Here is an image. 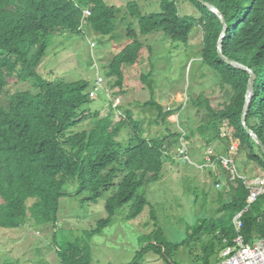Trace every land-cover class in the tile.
<instances>
[{"label":"trees","instance_id":"obj_1","mask_svg":"<svg viewBox=\"0 0 264 264\" xmlns=\"http://www.w3.org/2000/svg\"><path fill=\"white\" fill-rule=\"evenodd\" d=\"M189 1L198 10L199 18L181 16L176 0H160V13L147 15L138 2H129L128 16L138 22V31L133 25L128 27L132 43L113 59L106 76L118 77L116 84L123 86L125 66L138 63L146 48L141 37L163 33L172 43L190 47L191 36L200 27L204 35L201 62L219 76V86L227 97L220 109L212 107L208 99L203 102L212 119L199 129L200 134L206 133L205 147L210 148L217 140L222 142L214 152L216 159L228 156L238 142L236 160L245 155L247 164L253 163L264 178V153L242 124L251 75L220 58L222 20L198 0ZM204 1L216 6L229 26L223 55L249 67L257 76L247 124L264 143V0ZM85 9L92 10L88 18L92 31L102 37H113L122 12L109 0H0V97L13 79L17 84L34 82L38 89L35 93L11 94L9 107L0 105L2 229L27 225H53L60 229L61 200L72 195H86L87 202L96 203L112 194L105 204L108 217L87 234L89 240L114 226L116 214L126 207L130 209L128 219L137 220L149 206L143 188L162 179L170 150L165 147L166 141L171 137L178 143L182 135L177 124L168 120L176 112L164 111L154 100L152 84V99L145 106L158 113L157 124L173 125L176 133L167 127L169 136L149 139L136 112L119 106L124 117L117 121L111 101L105 115L95 113L91 128L77 131L90 117V105L94 102L90 82L50 80L41 75L39 68L55 38L82 35ZM128 127L132 128L133 137L119 142L117 138ZM223 128L230 134L223 137ZM187 135L188 140L195 138L194 131ZM69 183L77 187L76 193H66ZM227 192L228 198H224V192L220 193L217 217L204 220L205 225L200 226L208 236L205 264H211L218 251L234 245L238 235L235 218L248 207L249 193L242 183L230 184ZM242 222V233L248 243L264 239V196L245 212ZM57 249L62 264H91L89 245L81 248L64 242L58 243ZM141 253L128 264H140ZM4 264L19 263L10 260Z\"/></svg>","mask_w":264,"mask_h":264},{"label":"rangeland","instance_id":"obj_2","mask_svg":"<svg viewBox=\"0 0 264 264\" xmlns=\"http://www.w3.org/2000/svg\"><path fill=\"white\" fill-rule=\"evenodd\" d=\"M131 1L138 2L145 15L159 14L161 11L160 0H109L111 5L122 12L113 37L95 34L87 18L82 35H63L53 40L39 71L50 80H87L90 82V89L94 88L100 75L112 99H115L113 104L119 101L116 104L124 110H134L149 139L169 136L167 127L170 132H177L173 125L164 127L157 124L158 113L145 106L152 99V84L154 100L164 111L176 112L168 120L176 123L179 130L186 133L194 131L195 138L189 140L190 155L195 151V155H199L195 160L203 165L209 148L206 149L204 144L206 133L200 134L199 129L212 120L207 104L203 102L208 99L212 107L220 109L227 100L226 93L219 86V76L201 62L203 32L200 27L195 30L190 47L172 43L163 33L141 37L146 48L138 63L125 66V81L121 87L116 84L118 77L108 78L106 72L113 59L132 43L128 27L133 25L138 31V22L132 21L127 12V5ZM176 1L179 2L181 16L200 17L189 0ZM16 82L15 79L10 80V86L0 97L1 106L9 107L11 94L38 91L34 82ZM124 91L127 93L123 94ZM109 103L107 94L100 92L90 105V117L84 120L77 131L91 128L95 113L100 111L105 115ZM179 109L181 111L177 114ZM115 114L119 121L121 111L116 109ZM224 131L227 132L228 129L223 128L222 133ZM133 135L132 128L128 127L117 140L124 143ZM174 140L170 137L165 147L170 148L167 155L175 154L174 157L177 158L180 143ZM221 145L222 142L217 140L211 147L215 151ZM170 161L175 164L166 166L162 179L157 183L149 182L143 188L142 194L149 206L137 220L128 219L130 209L126 207L116 214L114 226L89 240L87 234L97 228L100 220L108 217L105 204L112 194L96 203L87 202L86 195L65 196L61 200L60 229L53 225H27L12 230L0 228V264L10 260L19 264H62L57 245L64 242L72 246L78 244L81 248L89 245L91 264H128L142 251L140 264H205V251L202 248L208 236L205 231L200 230V226L205 225L204 220L217 217V210L221 206L218 193L224 192V198H228V188L215 185L214 176L209 175L206 169L195 168L198 172L186 173L184 169L188 165L178 158H167V163ZM247 166L249 172L246 175L261 176L253 163L247 164L245 155H239L238 169L244 172ZM219 173L223 171L220 170ZM65 191L76 193L77 187L69 183ZM221 253L218 251L212 256L211 264L218 263Z\"/></svg>","mask_w":264,"mask_h":264},{"label":"built area","instance_id":"obj_3","mask_svg":"<svg viewBox=\"0 0 264 264\" xmlns=\"http://www.w3.org/2000/svg\"><path fill=\"white\" fill-rule=\"evenodd\" d=\"M92 15V12L89 9L84 10L83 23L84 21ZM103 77L98 75L94 88L91 90L90 96L93 100L97 98V95L100 92L107 94L109 101L113 102L115 99H112L111 93L107 90L106 84ZM119 100V99H118ZM119 104V101H117ZM116 102V103H117ZM114 103V109H118L119 105ZM120 119L124 117L120 114ZM228 128V127H227ZM225 128V129H227ZM181 137L179 140V149H178V160L185 165L194 166L197 169H216L219 163H221V170L223 173H219L217 169V177L219 182L217 183L218 187L225 186L226 188L229 185L237 186L238 183H242L243 186L248 191V207L247 209L240 213L234 221L235 227L237 229L238 236L234 241V245L228 247L222 254V260L217 264H264V239H258L253 243H248L242 233L243 222L242 217L247 212L250 207L256 203L262 196H264V178L263 177H250L243 174L237 167V151L239 149V143L235 142L229 151L228 156H219L214 159L211 151L205 156V163L199 165L196 163L192 156L190 155L189 149V140L187 138V133L184 130H181ZM230 134L229 131L223 132L222 136H227Z\"/></svg>","mask_w":264,"mask_h":264},{"label":"water","instance_id":"obj_4","mask_svg":"<svg viewBox=\"0 0 264 264\" xmlns=\"http://www.w3.org/2000/svg\"><path fill=\"white\" fill-rule=\"evenodd\" d=\"M204 7L208 8L211 12L215 13L223 22L224 24V31L222 34V37L219 41L218 44V52L220 55V58L227 63L228 65L237 68V69H241L243 71L248 72L251 75L250 81H249V85H248V91H247V96H246V104H245V108H244V113H243V119H242V124L243 127L245 128V130L247 131L248 135H250L259 145V147L261 148L262 152L264 153V143L259 139V137L257 136V134H255V132H253L247 124V120H248V114L250 112V108H251V103L255 94V84L257 81V76L255 74V72L253 70H251L249 67L238 63L236 61H232L230 59H228L227 57H225L223 55V42L224 39L227 37L228 31H229V26L223 16V14L221 13V11L214 5H212L211 3L205 2L204 0H198Z\"/></svg>","mask_w":264,"mask_h":264},{"label":"crops","instance_id":"obj_5","mask_svg":"<svg viewBox=\"0 0 264 264\" xmlns=\"http://www.w3.org/2000/svg\"><path fill=\"white\" fill-rule=\"evenodd\" d=\"M125 93H127V91L125 92ZM172 110V109H171ZM134 111V110H133ZM177 114H179V113H177ZM190 142V141H189ZM205 144V143H204ZM206 148V147H205ZM211 148V149H210ZM209 149H208V151H206V155H207V153L208 152H212V153H214L215 151H214V149H212V147H210ZM178 149H179V147H178ZM207 149V148H206ZM216 150V149H215ZM190 153H191V149H190ZM192 153H193V159H194V161L196 162V163H198L195 159L197 158V157H199V155H195V151H192ZM170 155V154H169ZM168 155V156H169ZM174 155L175 154H173V155H170L169 157H168V159L169 160H171L172 159V157L174 158V159H177L178 158V152H177V158L176 157H174ZM205 155V156H206ZM222 156V155H221ZM169 164H171V165H174L175 164V162L174 161H170V163H167V160H166V162H165V167H164V173H165V168H166V166L167 165H169ZM199 164V163H198ZM186 168L184 169L185 171H186V173L187 172H190V173H192V172H195V171H197L198 172V170L197 169H195L196 167H194V166H191V167H189V165L188 166H185ZM194 167V168H193ZM254 167H255V165H254ZM217 169L220 171L221 170V168H220V165H218L217 166V168L216 169H206V170H208V172H209V175H211L212 177H213V174H214V177H213V179H214V181H215V185L219 182V179H218V177H217V175H216V173H217ZM245 169H247L246 171H244L243 172V170H240L243 174H247L248 172H249V169H248V167L247 168H245ZM257 177H261V176H257ZM216 187V186H215ZM218 196H220V192L218 193ZM220 198V197H219ZM206 244H207V242L205 241L204 242V245H203V248H202V250L205 248V246H206ZM219 260V259H218ZM212 260H210V262H211ZM212 263V262H211Z\"/></svg>","mask_w":264,"mask_h":264},{"label":"bare ground","instance_id":"obj_6","mask_svg":"<svg viewBox=\"0 0 264 264\" xmlns=\"http://www.w3.org/2000/svg\"><path fill=\"white\" fill-rule=\"evenodd\" d=\"M238 216V215H237ZM238 236V235H237ZM228 248V247H227ZM227 248H225L224 250H223V252L227 249ZM223 252L221 253V257L219 258V260H218V263L222 260V254H223ZM217 264V263H216Z\"/></svg>","mask_w":264,"mask_h":264}]
</instances>
